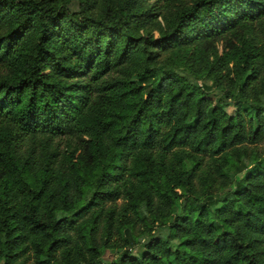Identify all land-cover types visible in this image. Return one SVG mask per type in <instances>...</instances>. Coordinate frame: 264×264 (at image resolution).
I'll use <instances>...</instances> for the list:
<instances>
[{
    "label": "trees",
    "instance_id": "obj_1",
    "mask_svg": "<svg viewBox=\"0 0 264 264\" xmlns=\"http://www.w3.org/2000/svg\"><path fill=\"white\" fill-rule=\"evenodd\" d=\"M73 1L0 0V264H264V49L166 58L264 0Z\"/></svg>",
    "mask_w": 264,
    "mask_h": 264
},
{
    "label": "rangeland",
    "instance_id": "obj_2",
    "mask_svg": "<svg viewBox=\"0 0 264 264\" xmlns=\"http://www.w3.org/2000/svg\"><path fill=\"white\" fill-rule=\"evenodd\" d=\"M69 8L72 12L79 10V0H74ZM173 14V11L168 13ZM252 44L257 51L264 49V27L262 28H251L248 25L242 26L239 30L229 33L216 40L202 42L192 46L178 47L174 52H171L166 56L168 59H173L178 65V69L185 72L192 79L196 81H204L207 85L211 84V81L205 78V70L214 61L219 60L221 62L231 63L240 58L242 53L248 49L249 45ZM175 67V66H174ZM0 70V74H1ZM264 105V100L262 102ZM229 111L233 110V107L228 108ZM62 153L66 154L68 159L74 161V145L67 142H63ZM259 150L263 152L264 143L259 146ZM67 163V162H66ZM5 175V172L0 173ZM37 179V176L35 177ZM90 193H88V196ZM130 196L125 195V198H119L115 203H107L106 208L113 209H126L130 207L132 202ZM130 209V208H129ZM150 234L147 239H150ZM143 250L142 248L136 249L134 252ZM117 251H111L107 249L101 259L104 262H110L116 258ZM93 262V261H92Z\"/></svg>",
    "mask_w": 264,
    "mask_h": 264
}]
</instances>
